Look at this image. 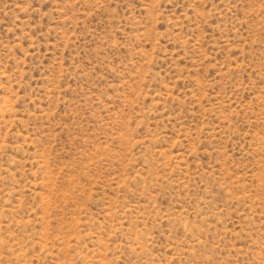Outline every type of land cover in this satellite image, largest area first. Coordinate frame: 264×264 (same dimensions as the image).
<instances>
[{
    "label": "rangeland",
    "instance_id": "obj_1",
    "mask_svg": "<svg viewBox=\"0 0 264 264\" xmlns=\"http://www.w3.org/2000/svg\"><path fill=\"white\" fill-rule=\"evenodd\" d=\"M0 264H264V0H0Z\"/></svg>",
    "mask_w": 264,
    "mask_h": 264
}]
</instances>
